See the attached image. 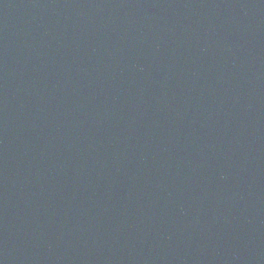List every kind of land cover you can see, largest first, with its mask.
<instances>
[{
  "label": "water",
  "instance_id": "water-1",
  "mask_svg": "<svg viewBox=\"0 0 264 264\" xmlns=\"http://www.w3.org/2000/svg\"><path fill=\"white\" fill-rule=\"evenodd\" d=\"M0 264H264V0H0Z\"/></svg>",
  "mask_w": 264,
  "mask_h": 264
}]
</instances>
